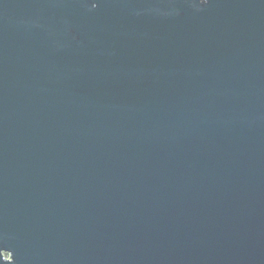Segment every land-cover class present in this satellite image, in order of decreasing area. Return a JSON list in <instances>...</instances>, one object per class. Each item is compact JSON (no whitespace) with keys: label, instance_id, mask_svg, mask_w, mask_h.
Here are the masks:
<instances>
[{"label":"water","instance_id":"obj_1","mask_svg":"<svg viewBox=\"0 0 264 264\" xmlns=\"http://www.w3.org/2000/svg\"><path fill=\"white\" fill-rule=\"evenodd\" d=\"M0 264H264V0H0Z\"/></svg>","mask_w":264,"mask_h":264}]
</instances>
